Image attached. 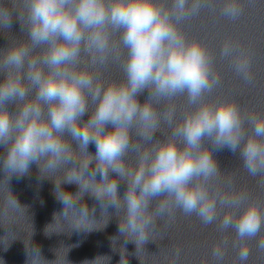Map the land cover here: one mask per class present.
I'll list each match as a JSON object with an SVG mask.
<instances>
[{
	"label": "clouds",
	"instance_id": "clouds-1",
	"mask_svg": "<svg viewBox=\"0 0 264 264\" xmlns=\"http://www.w3.org/2000/svg\"><path fill=\"white\" fill-rule=\"evenodd\" d=\"M205 10L230 21L243 13L239 0L0 2V32H9L15 18L24 34L0 49V172L9 181L35 164L51 179L62 206L53 223L59 217L71 230L92 231L97 210L106 225L111 208L119 218L112 241L122 236L137 249L159 220L179 210L220 233L234 232L237 260L247 264L246 241L264 232V206L235 189L215 154L227 150L264 186V116L245 113L232 99L207 101L221 83L216 56L181 28ZM121 50V81L105 82L90 70L119 60ZM218 55L242 81L253 82L238 44L224 42ZM178 97L188 106L179 119L171 106ZM164 127L170 133L161 138L156 134ZM86 196L96 202L92 208ZM23 209L8 186L0 214ZM227 246L226 238L213 246V264H224ZM257 248L264 252V237ZM32 249L33 261H46L38 246Z\"/></svg>",
	"mask_w": 264,
	"mask_h": 264
}]
</instances>
